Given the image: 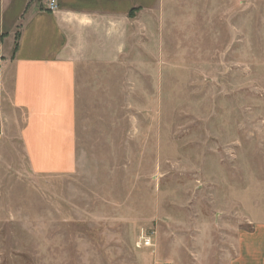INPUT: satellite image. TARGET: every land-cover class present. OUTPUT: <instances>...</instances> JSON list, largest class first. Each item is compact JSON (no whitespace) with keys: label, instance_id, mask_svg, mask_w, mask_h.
I'll list each match as a JSON object with an SVG mask.
<instances>
[{"label":"rangeland","instance_id":"rangeland-1","mask_svg":"<svg viewBox=\"0 0 264 264\" xmlns=\"http://www.w3.org/2000/svg\"><path fill=\"white\" fill-rule=\"evenodd\" d=\"M121 2V50L77 66L72 170L0 141V264H229L264 222V0Z\"/></svg>","mask_w":264,"mask_h":264},{"label":"crops","instance_id":"crops-1","mask_svg":"<svg viewBox=\"0 0 264 264\" xmlns=\"http://www.w3.org/2000/svg\"><path fill=\"white\" fill-rule=\"evenodd\" d=\"M121 1L57 0L48 11L42 0H0V141L18 138L31 170L75 166L77 66L121 50ZM236 245L229 264H264V222Z\"/></svg>","mask_w":264,"mask_h":264},{"label":"built area","instance_id":"built-area-1","mask_svg":"<svg viewBox=\"0 0 264 264\" xmlns=\"http://www.w3.org/2000/svg\"><path fill=\"white\" fill-rule=\"evenodd\" d=\"M45 2V10L54 11L57 9V0H44ZM145 245H149L150 241L145 239Z\"/></svg>","mask_w":264,"mask_h":264}]
</instances>
